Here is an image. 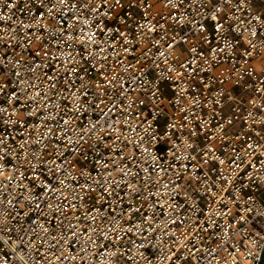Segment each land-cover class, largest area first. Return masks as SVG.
Masks as SVG:
<instances>
[{"label":"built area","instance_id":"built-area-1","mask_svg":"<svg viewBox=\"0 0 264 264\" xmlns=\"http://www.w3.org/2000/svg\"><path fill=\"white\" fill-rule=\"evenodd\" d=\"M264 0H0V264H257Z\"/></svg>","mask_w":264,"mask_h":264},{"label":"water","instance_id":"water-1","mask_svg":"<svg viewBox=\"0 0 264 264\" xmlns=\"http://www.w3.org/2000/svg\"><path fill=\"white\" fill-rule=\"evenodd\" d=\"M257 264H264V243H262Z\"/></svg>","mask_w":264,"mask_h":264}]
</instances>
